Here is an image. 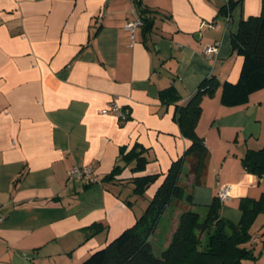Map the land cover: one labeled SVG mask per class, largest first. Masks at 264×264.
Listing matches in <instances>:
<instances>
[{
	"label": "crops",
	"instance_id": "obj_1",
	"mask_svg": "<svg viewBox=\"0 0 264 264\" xmlns=\"http://www.w3.org/2000/svg\"><path fill=\"white\" fill-rule=\"evenodd\" d=\"M142 2L158 14L152 32L141 26L132 38L124 25L139 16L135 0H0V264H81L132 227L190 145L160 91L174 84L183 104L207 76L239 79L231 35L261 13L262 0H243L229 16L219 15L228 0ZM211 44L218 52L207 57ZM220 96L221 88L204 97L196 129L210 151L204 182L191 184L186 163L181 183L192 202L167 207L150 238L156 256L182 212L206 211L222 186L232 191L221 216L234 223L242 200L264 194V175L242 163L264 146V88L239 106ZM112 99L127 120L102 112ZM134 148L148 160L141 171L121 159ZM118 163L121 172L105 180ZM74 165L90 166L96 181L70 180ZM151 174L158 179L136 193L132 180ZM250 233L257 257L244 263L264 264V206Z\"/></svg>",
	"mask_w": 264,
	"mask_h": 264
},
{
	"label": "trees",
	"instance_id": "obj_2",
	"mask_svg": "<svg viewBox=\"0 0 264 264\" xmlns=\"http://www.w3.org/2000/svg\"><path fill=\"white\" fill-rule=\"evenodd\" d=\"M135 1L143 21V33L152 32L158 11L143 4L142 0ZM242 1L228 0L219 10V15L229 16ZM231 43L233 50L243 59L240 77L236 82H222L214 74L207 76L183 104L179 103L181 95L174 84L160 91L159 96L164 104L175 105L174 118L182 135L190 140V145L182 156L171 163L165 179L136 223L108 245L91 253L81 264H243L245 260L257 257L248 243L252 239L250 228L264 206V194L257 200L247 198L241 201L242 216L238 223L221 216L222 202L217 195L207 205L205 216L189 208L182 212L171 242L160 256L154 254L150 242L170 204L184 199L192 202L189 185L181 183L185 164H189L188 172L193 175L192 185H202L204 182L210 151L196 130L204 97H213L217 89L221 88V103L239 106L247 104L252 93L264 88V0L259 15L241 19L237 32L231 35ZM143 153L144 150L134 148L127 153L123 151L121 159L125 165L134 161L132 169L141 171L148 162ZM242 163L248 172L263 176L264 146L259 150H247ZM122 168V165L116 164L104 179L114 180ZM158 177V174L135 177L132 180L134 191L144 194ZM127 203L132 202L127 200ZM88 230L94 234L101 230V226L93 224Z\"/></svg>",
	"mask_w": 264,
	"mask_h": 264
},
{
	"label": "built area",
	"instance_id": "obj_3",
	"mask_svg": "<svg viewBox=\"0 0 264 264\" xmlns=\"http://www.w3.org/2000/svg\"><path fill=\"white\" fill-rule=\"evenodd\" d=\"M143 25L142 19L138 16L135 19L128 20L124 27L130 33L131 37L134 38L135 32L138 27ZM218 52V44H211L205 47L204 53L207 57H214L215 54ZM104 114L113 113L117 115L121 120H127L128 114L123 110L121 104L116 100L112 99L108 106L102 110ZM69 179H82L88 183H92L96 181V176L94 174V170L90 166H80L74 165L69 170ZM231 185H224L220 188L218 192V196L221 202H225L231 199Z\"/></svg>",
	"mask_w": 264,
	"mask_h": 264
},
{
	"label": "rangeland",
	"instance_id": "obj_4",
	"mask_svg": "<svg viewBox=\"0 0 264 264\" xmlns=\"http://www.w3.org/2000/svg\"><path fill=\"white\" fill-rule=\"evenodd\" d=\"M172 204H170L169 206H171ZM168 206V207H169ZM205 213H206V211H201V214H202V216H205ZM205 237V235L203 236V238ZM243 264H252V262L251 261H246L245 263H243Z\"/></svg>",
	"mask_w": 264,
	"mask_h": 264
}]
</instances>
